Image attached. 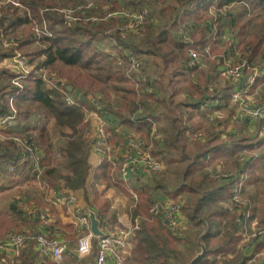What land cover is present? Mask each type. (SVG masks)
Instances as JSON below:
<instances>
[{"label": "trees", "instance_id": "16d2710c", "mask_svg": "<svg viewBox=\"0 0 264 264\" xmlns=\"http://www.w3.org/2000/svg\"><path fill=\"white\" fill-rule=\"evenodd\" d=\"M18 1L30 10L31 17L39 23L40 27L44 26L49 32V35L42 34L40 37L36 38L32 34L31 22L27 17L24 8L12 3L0 6V33L10 35L9 39L14 42L13 45H2L0 42V61L10 57L13 54V50L17 49L34 65L27 74L17 72L14 69L9 68L7 65H0V116L10 114L12 113V109H15L14 124L10 128L3 129V131L9 133L14 132L27 137L29 142L38 147L42 152L45 143L50 146V143L47 142L50 135L46 125H41V131H39V128L36 126L38 125L39 115L41 113L48 119H52L54 124L60 127V129L64 127L68 128L69 131L60 134L59 148L62 159L60 165L61 167L64 165L65 172L59 167L51 164V155L50 157L46 156L44 152V154L42 153L39 162L43 168L42 178H45L50 186H57L59 180H62L63 186L70 190L82 188L81 193L83 194L84 192L86 198L88 195L86 184L91 167L89 162L90 138L87 134L89 128H86L91 125L90 122L83 121V117L84 108H90L91 104L85 100V95H89L90 93H86L77 88L83 86L85 82L91 83V86H97L99 85V82H104V78L98 77L97 79L92 80L87 77L83 82L82 80L77 79L80 72H77L76 69L71 68L69 71L57 69V61L69 67L77 66L80 68L92 66L93 63L97 65L101 60L112 61L116 64L114 67V73L117 74V80L125 81L127 80L124 75L126 65L123 64L124 62L117 63L111 53L118 52V54L122 55L123 51H126V49L129 50L136 59L139 60L144 71L148 73V86L150 90L147 91L144 89L143 95L135 94L136 90H134V87L132 86V88L128 90L131 94V101L129 103L131 108H129V110H125L124 107L118 109L110 108L107 102H105L104 108H106L110 114H114L115 120H110L114 126L121 124L122 126L133 128L138 119L153 117L152 119L156 120V116L153 115V112L149 111L151 104H154L152 102L149 103V99L159 101V98H161L160 94L162 96V90L158 84L160 83L158 79L161 75L154 73L152 69L154 64L151 65L147 63L146 57L155 54L152 50L153 44L148 43L146 44V47H144L145 45L141 46L134 39H131L133 35L125 37L123 36L124 34L140 33L144 30V36L142 38L139 37L143 42H154L155 44L163 43L164 48H166L168 52L167 57H171V59L180 57V67L187 73H191L198 66L190 64L191 59L193 58L188 54L189 48L198 50L201 56L202 54L204 55L205 52H201L200 50L209 47L210 51L205 55V60L208 59L209 55L212 58L214 54L219 55L222 59L224 44L233 41L234 37H241L243 31L242 28L238 32L231 29L232 35L230 34L228 38H226V40L224 39L225 41L222 42V33L225 24H233L234 27L239 23V16L237 11L234 12L228 9L222 11L221 9L224 6L233 4L239 0H176L177 5L171 6V8L169 7L172 11L169 20L170 27L163 28L159 32H157V30L160 17L158 16V21L154 22V13H152L148 7L147 8L151 13V19L141 31L123 32L119 29L120 19L117 16H111L107 19L102 18L105 11L115 10L122 7L119 5L120 2H122L123 5L130 4V6L138 8L139 6L146 7V0H96L97 5L92 9L87 10V13L97 14L99 17L97 22H68L60 13L54 10L55 7L60 8L64 6L54 4L43 6L42 3H45V0ZM68 1L72 4L66 5L65 2L62 4L72 6L84 3L87 0ZM249 1L252 5L258 3L259 7H264V0ZM101 4H109V8L105 10V8L101 7ZM111 6L114 7L111 8ZM46 7H50V10H45ZM211 7L218 11L217 16L215 17L217 20L216 30L210 28V25L208 24V26L205 23V18L207 17L206 14ZM221 19L224 20L223 24L221 23ZM116 24L117 28L115 27ZM108 25L110 27H107ZM106 28L111 29L109 34H105L104 30ZM157 34H159V39L152 40ZM20 35L21 37H19ZM110 37L113 39L112 46L103 49L104 40ZM1 39L2 37H0V41ZM164 41H166V43H164ZM252 41L253 38L250 37L247 40V44H250ZM260 41L261 39H259V42ZM30 43H32L33 47L29 46ZM219 44L220 46H218ZM168 45L171 46V49L167 48ZM26 48H29L30 50ZM248 50L251 52L249 47L244 46L243 51L238 55L237 59L242 60L243 58H246L247 64H249V60L253 61L252 57L256 52V47L253 48L251 54ZM144 54H147V56H144ZM84 59H86L85 63L83 62ZM95 59L97 61H94ZM193 61L195 62V60ZM52 65L53 68L51 67ZM50 67L52 69H50ZM98 68H102V66H98ZM41 69L46 70L48 78L36 74ZM56 70L58 73H56ZM248 70L249 69L245 72L246 76L254 72V70H252L248 73ZM259 71L261 72L253 84H247L245 81H242L241 86H249L250 89H253L258 83H260V80L263 82L264 69L262 68ZM114 73L109 72L108 77L112 78ZM21 75H23L20 77L21 86L13 85L10 79L12 80L13 77H19ZM63 76H65L67 81H63ZM207 79V75L203 74L201 82L199 77L196 81L191 80L194 82L195 89L193 92H190V94L198 96L195 100L192 99L191 104L193 107H196L202 102L203 98V103L207 100L209 110H207L206 113H210V115L217 119V121L212 120L213 122L222 126L223 121L226 122V118L222 116V118L218 119L214 116V112L216 110L222 111V109L224 110L225 107L229 106L231 83L227 78V80L225 79L226 83L223 87L218 86L215 88H209ZM57 81H61V84L57 85ZM68 86L71 87V90L67 89ZM198 86H200L202 90H199ZM61 89L65 92H69L73 96L82 91L83 99L81 105L75 106L67 104L64 100V94ZM9 98L11 99L9 100ZM232 109V107H229L227 113H231ZM192 113L193 112H190V114ZM260 122L262 124L263 121ZM137 123L139 126L142 125L140 122ZM151 123L152 122L149 121L146 125L147 132L152 130ZM157 125L153 128V131L157 130ZM172 129L170 137H167L168 135L163 137L165 146L162 148L156 147L153 150V153L161 161L165 160L166 162H170L176 158L174 152H170L169 149H175L178 151L179 147L175 144V136L177 133H180L179 136L182 135V130L187 133V128L182 126L180 120H178L176 125L172 126ZM192 131H194V129H192ZM192 131L190 133L194 134L197 131H201V129L194 132ZM37 132L38 134H36ZM219 132L220 131L216 132L218 136L215 133L207 132L205 140L196 144L195 153L192 158L193 160L192 162H188V167L185 170V176H183V179L180 182L182 184H180L179 190L168 192L167 186L160 185L157 181L153 184L144 182L141 184L139 191H137L136 187V191L138 193L141 192V195L139 196L137 207L133 209V213H137L138 211L145 212L147 210V199H149L151 195L152 198L155 197L157 194L156 189H158V187H161L163 191H166L169 197H173L181 202V208L184 211L186 208H191L193 214L192 216L191 214H188L190 218H194V213L204 204V201H212L217 205L216 210L209 211L206 218H203L204 227L202 230H205V233L202 235L201 241L206 247V255L201 264H219L217 263V258L219 256L230 254L231 255L227 258H222V264H242L255 253L248 254L236 248L239 239H241L239 218L243 219V214L247 206H236V211H234V214L229 217L230 220H223V217L227 218V211L219 207L218 204H225L226 202L230 203V197L233 193L234 186L240 180L239 175L241 172L246 174L244 181L246 180V182L252 183L255 180L253 166L256 161L262 160L263 156L262 153L253 156L252 153H248V150L250 148H256L261 144L264 145V135L258 133V137L261 136L260 138H256V141H248L249 137L242 134L236 138H232L228 144L226 143V140L220 139ZM243 151L247 153L245 157H242ZM225 156H227L232 163L237 164L238 166L242 165L241 168L244 169L243 171L241 169L238 172L235 179L228 180L224 177L215 176L214 173L217 170L208 171L207 169L210 165H216L215 161H219L220 157ZM26 163L27 160H22L21 149L17 144L7 138L0 140V175L3 174L1 177L2 185L0 186V190L4 189L5 186V181L3 179H7L10 175L13 176L20 174L23 165H26ZM10 165L14 166L15 172H9ZM108 170V165L103 163L97 168L88 182H91L92 184L98 183L104 175L109 174ZM27 171L29 172V170ZM248 173L249 177L247 178ZM184 181L188 182L184 184ZM117 183L119 184L120 182L118 181ZM194 183H196L195 186ZM201 187L203 189H201ZM181 190L188 191L184 193L183 197L178 198L179 193L182 192ZM190 192L192 193L191 200L188 196ZM151 200L152 199H150V201ZM30 201L28 196L25 198V203L27 204L25 206H19L20 204L14 201L11 203L12 209L10 208L8 213L0 214V234L5 232L8 234L12 231H24L31 237L24 244V247L26 244L28 245L26 247L27 250L21 251L24 248L23 246V248L20 249L17 264H36L39 261L40 256L37 260L38 253L33 250L35 240L32 238L37 231L41 229H50L52 233L56 235V232H58L57 230L60 228H65L67 230L70 228V230L75 233L76 229H78L75 224L62 223L59 220L54 223L48 222L47 226L43 227L39 218V207L43 208V203L33 202L37 204V206L29 207V205H31ZM185 201H187V204H192L186 206ZM90 209L95 211L94 214L97 220H108L106 219V217H108L106 215V206L98 205L97 210L93 207H90ZM32 210L39 212L32 214ZM258 210L260 212V222L264 226V202H260ZM11 211L12 216L9 215ZM218 216L221 221L215 220ZM109 218V220L114 221L116 216L112 214ZM156 218V221L158 222L156 224H150L149 222L143 221L141 227H139L132 236L134 238H139L141 243H143L142 249L143 253H145L144 255L146 256L145 259L147 264H174V261H180V253L174 245V241L179 242L184 239L183 236H179L182 228L171 231L161 223V220L158 217ZM55 224H57L56 227L54 226ZM22 225H26L27 228H21ZM220 225L223 228L221 230L222 233L219 236H215L216 233L214 230ZM202 230L198 232V235ZM69 238L71 239L68 243L70 248L68 247V253L63 258L64 264H83V261L76 257L73 248L75 237L72 238V236L69 235ZM258 245H261V242L256 244V246ZM256 246L254 248H256ZM194 249L195 251L193 254L199 250L197 244H195ZM71 252H73L72 256ZM258 260L254 264H256ZM48 263L56 264L51 261H48ZM0 264L3 263L0 262ZM84 264H93V258ZM182 264H184V262H182ZM260 264H264V261Z\"/></svg>", "mask_w": 264, "mask_h": 264}, {"label": "built area", "instance_id": "2783aa9c", "mask_svg": "<svg viewBox=\"0 0 264 264\" xmlns=\"http://www.w3.org/2000/svg\"><path fill=\"white\" fill-rule=\"evenodd\" d=\"M7 3H12L26 10L27 17L31 22L32 34L36 38L40 37L42 34L49 35V32L45 27H40L39 23L31 17L30 10L26 6L18 0H0V6ZM96 5L97 4L94 0H87L84 3L77 5L60 8L55 7L54 10L60 13L68 22H97L99 20L97 14L87 13V10L92 9ZM45 10H50V7H46ZM111 16H117L120 19L119 29L123 32L141 31L151 19V13L145 6L136 9L126 7L107 10L102 18L107 19ZM7 44L9 45V43H5V45ZM200 51L207 54L210 51V48L206 47ZM188 52L193 58L190 62L191 65H204L202 59L203 54L200 56L199 51L192 48H189ZM111 55L117 63L124 62L126 64L125 75L128 80L134 83L136 94L143 95L144 89L147 91L150 90L148 86V73L144 71L139 60H137L129 50L126 49V51H123L122 55L117 52H113ZM237 57L238 54H234L235 60L233 62L227 61L223 69V73L231 83L230 100L236 103L237 108L243 110V112H240L246 115L250 120L254 122L258 120L259 122L263 121V126L259 129V133L264 135V100L249 103L243 97L250 92V87L241 86L242 81H245L247 84H253L259 74L257 70H254L252 74L246 76L245 72L250 66L245 60H238ZM6 59V65L17 72L27 74L30 72L29 70L34 67V65L23 56L22 52L17 49H14L13 54ZM193 60H195V62ZM36 74L45 78L47 77L45 69H41ZM23 75L13 77L11 83L16 86H21L20 77ZM61 91L64 94V100L67 104L75 106L81 105L83 99L82 92H78L73 96L62 89ZM10 99L11 98H9V100ZM85 100L91 104V107L84 108L83 121L90 122L91 129L87 133L90 138V149H92L98 157V163L100 165L106 163L108 165L109 173L115 172L122 180H129L128 178L136 172H141L146 175L147 173L155 174L162 170L163 163L155 154H153L151 150V142L148 143L145 136L127 134L123 137V139L126 140L125 143L119 141L113 143L111 138H109L111 133H109L107 128L109 120L106 117L107 110L104 108V99L99 95H85ZM206 103L207 100L205 101V105ZM207 105L209 104L207 103ZM14 112L15 109L13 108L12 113L0 116V129L10 128L14 124ZM214 116L218 119L222 118L221 110H216ZM149 121L152 122L151 134L154 135L155 131H153V128L155 127V121L152 118L145 117L137 120V122H140L141 124ZM192 135L199 137L202 133L201 131H197ZM1 138L3 139L5 137L1 136ZM6 138L20 147L22 160H27V163H30L34 175L38 177L43 171L42 166L39 164L42 152L38 147L30 143L27 137L14 132H10ZM244 154L246 155L245 151H243L242 157ZM9 172H15L13 165L9 166ZM2 175H0V186L2 185ZM214 175L235 179L237 172L218 170L215 171ZM239 176L240 180L234 186L233 193L230 197V201H235L238 206H240L243 201L245 202L242 197V184L246 174L241 172ZM51 198H53L52 201L56 205L70 204L77 200V196L73 192H58ZM181 205V202L171 197H167L166 199L156 198L149 207V214L158 217L167 229L175 231L181 228V225L177 220V216L181 214L182 211ZM76 210L78 212L76 215V224L82 232L76 240V254L78 256L88 254L92 248V238L95 237L96 244L93 264H126L125 256L123 254L124 247L134 231L139 228V215H134L128 220L118 218V224L116 225H113L107 220H97V228L99 229L100 234H95L91 230L90 220V215L93 213H90V211L85 212L79 207H77ZM243 215V219L239 218L241 226L240 234L243 245L247 246V244L254 240H258L262 244V252H255L251 258L242 263L254 264L257 261V258L264 254V226L258 225L256 218L252 216L249 211H245ZM46 217L47 215L44 212H39V218L43 227H46L48 223ZM30 238L29 234L24 231L9 232L6 234L5 238H0V254L4 250L10 248L12 255L17 257L22 246H24ZM32 238H34L36 248L40 254L37 264H49L48 261L54 263L58 262L66 252L65 241L59 236L53 234L49 229H41L37 231Z\"/></svg>", "mask_w": 264, "mask_h": 264}, {"label": "rangeland", "instance_id": "374dc122", "mask_svg": "<svg viewBox=\"0 0 264 264\" xmlns=\"http://www.w3.org/2000/svg\"><path fill=\"white\" fill-rule=\"evenodd\" d=\"M64 2L66 3V5L72 4L68 0H45V3H42V5L44 6L47 4H54V5L66 6L62 4ZM119 5L122 6L120 8H126V7L134 8L133 6H130V4L123 5L122 2H120ZM176 5H177L176 0H146V8L148 7L152 11V13H154V22H157L158 18L160 17L159 22H158L157 32H159L163 28L170 27L169 20L172 14V11L170 8L171 6H176ZM108 6L109 4H103V5L101 4V7H104V8H109ZM113 7L111 6V8ZM227 9L234 11V12L237 11V14L239 16V23L235 25L234 27H233V24H225V27H224L225 31L223 30L222 39L224 40L228 38L230 34L232 35L231 29L236 30L238 32L242 28L243 31H242L241 37H238V36L234 37L233 41L227 44H224L225 46L223 48H226V51H227V55L225 56L226 57L225 61L230 60L231 62H233L235 60L233 54L240 55L241 52L243 51L244 46L249 47L251 49V52L250 50H248L250 54L252 53L253 48L256 47V52L254 56L252 57L253 61L251 60L248 61L250 64L248 73H250L252 70H257L259 72V70H261L262 68L264 69V7H261V6L259 7L258 3H256V5H252L249 0H239L233 4H229V5L222 7L221 10L224 11ZM217 14H218V11H216L213 7H211L206 14L207 17L205 18V23L207 25L209 24L210 26L209 25L208 26L215 30L217 27V20L215 18ZM221 23L222 24L224 23L223 19H221ZM107 27H110V26L108 25ZM115 27L117 28V24L115 25ZM104 31H105V34H109L111 29L106 28ZM143 33H144V30L140 33H132V34L127 33V34H124L123 36L127 37L130 35L131 36L133 35L131 39H134L141 46L145 45L144 47H146L147 46L146 44L148 43L153 44L152 50L155 52V54H151L150 57H146V58H147L148 64H151V65L154 64V66L152 67L154 73L157 75H161L159 76V79H158L160 81V83H158L160 86L166 87V85L175 84L176 88H182L183 92H187L188 90L194 91L195 85H194V82L191 80L196 81L198 80V77H199L200 82H201V78L203 77V74L207 75L208 77L207 80H208L209 88L221 86V84L226 83L225 82L226 78L224 77L225 74L224 76L221 74L222 68L224 69V65H225V61L222 62V59L224 57L223 55H222V59L217 54H214L212 58L209 55L208 59L209 58L211 59L205 60L204 57L207 54H204L202 56V59L204 61L203 62L204 67L202 68V65H200L197 68H195V70H193L191 73H187L180 67V64H179L180 57H175L173 59H171V57L168 58L167 57L168 52L166 48H164L163 43L155 44L154 42H143V40L140 39L144 36ZM9 36L10 35L8 34L5 35L3 33H0V37H2L0 42L2 45H5V43H9V45L13 44V42L9 39ZM250 37L253 38V41L250 44H247V40ZM158 39H159V34L155 35V37H153L152 40H158ZM259 39H261L260 42H259ZM112 40L113 39L111 37L108 39H105L104 44H103V49L111 47ZM164 43H166V41H164ZM29 46L33 47L32 43H30ZM167 48L171 49V46L168 45ZM26 49L30 50L29 48H26ZM144 56H147V54H144ZM242 60L246 61L247 59L243 58ZM6 61H7L6 58L1 60L0 65L6 66V63H5ZM94 61H97V60L95 59ZM83 62L85 63L86 59H84ZM57 63H58L57 69H63V71H69L71 68L76 69L77 72H80L77 79H80L83 82L87 79V77L91 78L92 80L97 79L98 77L104 78V82L103 83L99 82V85L97 86H91V83L85 82L83 86L77 89L82 90L86 93H90L89 95L101 96L104 99V101L109 104L110 108L112 107L114 109H118V108L124 107L125 110L127 109L129 110V108H131V105H129L131 101L130 100L131 94L128 92V90L132 88V86L134 87V83L128 79L125 81L117 80L118 79L116 78L117 74L114 73V69H115L114 67L116 66V64L113 63L112 61L101 60L97 63V65L93 63L92 66L81 67V68L77 66L69 67V66H66L60 63L59 61H57ZM123 64L126 65L125 63ZM98 66H102V68H98ZM51 67L53 68V65ZM51 67L50 69H52ZM109 72L114 73V76L112 78L108 77ZM56 73H58L57 70H56ZM63 77H64L63 81H67L65 76ZM10 81L12 80L10 79ZM198 87H199V90H202L200 86ZM134 90H135V87H134ZM189 95H192V94H189ZM168 97H169V94L165 91L163 93L162 99L164 100V98H168ZM186 97H184L183 95L176 94L175 98L176 100L178 99L181 102L183 101V99L187 100ZM196 97L198 96L193 94V96H189V99L195 100ZM243 98L246 99L249 103L264 100V81L262 82V80H260V83H258L255 86V88L250 89V92H248ZM180 102H178L177 104L179 105ZM182 105L183 107H181V111H184L186 106H184V103H182ZM191 109L193 111H198V112H201V111L206 112L207 110H209L207 103L205 106L191 107ZM227 109L228 108H226L225 111ZM236 110H238L239 114H241L242 116H246L242 113L243 110H239L237 106H236ZM181 111L176 107L174 109V112H178L179 114L181 113ZM165 113L170 114L171 112L169 113V111H166ZM221 115L222 116L224 115V110L221 111ZM207 116L209 118H213V116L210 115V113H208ZM106 117L109 119V121L115 120L114 114L113 113L110 114L109 111L106 112ZM41 125L43 126L46 125L47 130H49V135H50L49 140H47V142L50 143V146H48V144L45 143L44 150L42 148V153L44 154L45 152V155L49 157L51 155L50 163L53 165H55L56 163L57 167L62 168V170H64V165L62 167L60 165L62 163L61 154L59 152L60 134L63 132L69 131V129L66 127L60 129V127L54 124L52 119H48L47 117H45V115L43 116L42 113L39 115L38 125H36L39 128V131H41ZM86 129L90 130L91 127L87 126ZM126 130L127 129H125L123 132L115 131V133L110 134V138L113 140V143H116L118 141L121 142L122 141L121 137L128 134ZM38 132L36 134H38ZM9 134H10L9 132H3L1 136L6 138ZM254 140L256 141V138ZM261 151H264V145L261 147ZM260 153H261L260 150L259 151L257 150V152L255 150V152L252 154L253 156H257V154H260ZM174 156L176 157V155ZM215 162L218 163L220 161H215ZM260 162L262 164H258V166L260 167H257L255 169V173H257L258 176H263L264 167H261V165L262 166L264 165V161L263 162L260 161ZM255 164H257V161L255 162ZM169 165L170 164L164 166L163 164L164 167L162 168V170L155 174L147 173L146 175H144L147 178V180L144 179V181H139V182H143V183L146 182V183L153 184L154 181L151 180L152 178H157V179L161 178V180L166 179V182L168 181V179H171L173 184H177L178 180L181 179L182 170H179L177 172V176L172 178L171 173L175 171V167L174 166L170 167ZM26 179L28 180V182L31 183V186L20 185L17 187L16 185H14L9 190H6V189L0 190V211L1 212H4L7 206L11 208V203L14 200L20 201L19 203L21 204L19 206L27 205L25 203V198H26L25 195L28 196L29 201L31 200L30 202L32 203L42 202L43 194H42L41 188L35 182H33L29 176H27ZM118 181L120 182L119 184L117 183ZM254 183L255 181L252 182V184ZM258 183L255 186H252L250 190H248L251 195L250 196L246 195L247 197H254L255 203H250L245 200V202L243 201V203H241L240 206H238L235 201H232L231 203L226 202L225 204H218L219 207L227 211V218L223 217V220H230L229 217L234 214V211H236V206L241 207L242 205H245L247 206L245 211H249L250 214L256 218L258 225L260 226L263 225L260 222V215H259L260 212L258 210V206L260 202H264V176L262 177V179L258 180ZM32 184H35V185H32ZM195 185L196 183H194V186ZM136 187H137V191H139V188H141L140 183L136 184L134 183V181L132 182V180H122L120 177H118V175L115 172H112V173L104 175L98 183L92 184L91 182H88L86 184L87 193H88L87 198L85 197L84 192H83V198H82V193H81V198L85 202L82 200L80 202L85 203L82 205L86 208L85 209L86 212L88 209H90V207H93L95 210H97L98 205L106 206L107 207L106 215L108 216L106 217V219H108L107 221L111 222L113 225L118 224L117 217L115 218L114 221L109 220L110 219L109 217H111L112 214L116 216L119 213L121 216H128V218H125L124 220H128L130 217L134 215H139V220H140L139 227H141V223L143 221L149 222L150 224L158 223L156 221L157 218L149 214V207L151 203L156 200L155 197L152 198V195L149 199H147L148 207L145 212L138 211L137 213H133V209L137 207L138 199H139V196L141 195L140 194L141 192L138 193L136 191ZM201 189L203 188L201 187ZM162 192L163 190L161 189V187H158V189H156L157 195L160 196ZM188 196L190 199L191 192L189 193ZM246 196L244 193H242L243 199H246L247 198ZM181 197L182 196H179L178 198H181ZM259 197L260 199H257ZM21 199H24V201H21ZM150 199L152 200L150 201ZM189 204L191 205L192 203H189ZM189 204H187V201H185L186 206H190ZM35 205L37 206V204ZM216 206L217 205H215L212 201H208V202L204 201V204L201 205L200 208H198L197 211L194 213V218L191 217V219L188 214H191L192 216L193 211L191 208H186L184 213L189 217L191 223L188 224V227L189 226L190 227L187 232L183 231V229L180 230L179 236L183 234L184 239L179 242L174 241V245L176 246L177 250H179V253H180V261H174V264H182V262L186 264L189 261V259L192 257L195 251L194 249L195 244H197L199 248V244L197 241L198 240L197 235H198V232L202 230L204 227L203 218L204 219L206 218V215L209 211L216 210ZM92 211L93 213H95L93 209ZM11 214H12V211H11ZM215 220L221 221L219 216ZM218 229H223V228L219 227L215 229L216 231L214 232L216 233ZM136 230L134 232H136ZM81 233H82L81 230L79 231L78 229H76V233H75V232H72L69 228V232L66 234L65 237L67 240H71L69 238V235L72 236V238L75 237L73 248L75 247L76 240L81 235ZM131 238L132 236L130 237V240L126 243V246L128 249H124V252H123L124 256L126 257L127 264H147L146 259H145L146 256L144 255L145 253H143V249H142L143 243H141V241L137 237L133 239ZM65 243H66V246L70 248L66 240H65ZM95 244H96L95 237H93L91 251L84 256L76 255L77 258L83 261V264L85 262H88L89 260H92L94 251H95ZM240 247L243 250L246 247L245 245H243L242 240L238 248ZM72 255H73V252H71V256Z\"/></svg>", "mask_w": 264, "mask_h": 264}, {"label": "crops", "instance_id": "0c3cea01", "mask_svg": "<svg viewBox=\"0 0 264 264\" xmlns=\"http://www.w3.org/2000/svg\"><path fill=\"white\" fill-rule=\"evenodd\" d=\"M94 1L96 2V0H94ZM105 9H108V8H105ZM19 37H21V35ZM225 40H222V42H224ZM218 46H220V44ZM223 50H224V53L222 55L224 57L222 59V62L225 61V59H226L225 56L227 55L226 48H223ZM233 56H234V54H233ZM227 61H230V60H226L225 64H226ZM203 67H204V65H203ZM222 70H223V68H222ZM260 72L261 71H259L258 74H260ZM221 74L224 76L223 71L221 72ZM226 80H227V77H226ZM223 85L224 84H221V86H219V87H223ZM160 87H161V90H162L161 91L162 92V96L160 94L161 98H159V101H155L153 99H149V103H151V102L154 103V104H151V108H150L149 111L153 112V115L156 116V118L154 117L156 119V120H154L155 121V126L158 123L157 130L154 133L155 136L151 134V131L147 132V126L146 125H147L148 122L143 123L141 126L137 125L138 123L135 122L136 123L135 127L129 128L127 126H122L121 124L118 125V126H114L110 121H108L109 124H108L107 128H108L109 133H111V134L115 133V131L123 132L125 129H127L126 131L128 132V134H135V135L145 136L147 138L146 141L148 143L151 142V150L153 152V150L156 147L157 148L158 147L162 148V147L165 146L163 137L166 136V135H168L167 137H170V135L172 133V130H173L172 126L176 125L178 120L181 121L182 126H185L187 128V133H185V131L182 130V135L179 136L180 133H177V135L175 136V138H176L175 144H177L176 146L179 147L178 151H176L175 149H169L170 152H174V155H176V158L173 161H170V162H166L165 160L164 161L162 160V163L164 164V166L170 164L169 165L170 167L171 166L175 167V171H173L171 173V177L172 178L177 176V172L179 170H182L181 179L178 180L177 184H173L171 179H168L167 182H166V179L165 180H161V178L160 179H157V178H152L151 179L154 182L155 181L159 182L160 185L167 186V191L168 192H171V191H174V190H179V186H180V184H182L180 182L182 181L183 176H185V170L188 167V162H190V161L192 162V160H193L192 158H193L194 153H195V146H196L197 143H201L200 141H204L205 140L207 132L216 134L217 131H220L219 132V135L221 137L220 139L226 140V143H228V144H229V142H230V140L232 138H236L237 136L242 135V134L247 135L249 137L248 141H254L255 138L258 139V138L261 137V136L258 137V133H259V128H261L263 126V122H262V124H261V122H259V120L254 122V121L250 120L249 118H247L246 116H242L241 114H239L238 110H236V103H234L231 100H230L229 106L224 108L223 117L226 118V122L223 121V125L219 126L215 122L212 121V120L217 121V119L209 118L207 116L208 115V113H206L207 111L206 112L205 111L198 112V111H193L191 109V107H193V105L191 104L192 99H189V96H193V95H189V94H190L191 91L193 92V90H188L187 92H183L182 91L183 89L182 88H176L175 84H169V85H166V87H162V86H160ZM165 91L169 94V97L168 98H164V100H163L162 97H163V93ZM176 94L183 95L184 97H186V95H187V97H186L187 100L183 99V101H181V102L178 99L176 100V98H175ZM203 100H204V98H203ZM203 100L196 107H200V106L202 107L203 105H205V103H203L204 102ZM178 102H180L179 105L177 104ZM167 103L170 104V105H168ZM182 103H184V106H186L184 111H181V107H183ZM175 107L178 108L181 111L180 114L178 112H174ZM229 107L233 108L231 113H227L228 109L225 111V109L229 108ZM189 108H190V110H189ZM166 111H169V113L170 112L171 113L167 114V113H165ZM190 111H192L193 113L190 114ZM222 111H223V109H222ZM188 115H189V117H188ZM192 129H194V131H196L198 129H201L202 135L199 136V137H196V136L192 135L190 133L192 131ZM194 131H192V132H194ZM3 132H4L3 129H0V140H2L1 135H2ZM123 137L124 136H122L121 138L123 139ZM125 142H126V140H124V139L121 141V143H125ZM188 142H190V143H188ZM262 146L263 145L261 144V145H259L256 148H250L248 150L249 152L247 151L248 153H254L255 150H256V152H257V150L258 151L260 150V152L262 153L263 158H262V160H258L257 164H255L253 166V171H254V175H255V180H254L255 183L252 184V183L246 182V180L243 181L242 193H244L245 196L246 195H249V196L251 195L248 190H250L252 186H255L258 183V180L262 179V177L264 176V175L263 176H258V174L255 173V169L257 167H260V166H258V164H262L260 161H262V162L264 161V151H261V147ZM171 150H174V151H171ZM244 157H245V154H244ZM184 161H186V162H184ZM219 161L220 162L216 163V165H213V166L210 165L207 168L208 171H210V170L211 171L212 170H217V171L221 170V171L237 172V174H238V172L242 169L241 168L242 165L238 166L237 164L232 163L227 156L220 157ZM89 162H90L91 167H90V172H89V175H88V178H87L88 181L91 179V177L94 174V172L100 166V164L98 163V157L95 155V153L93 152L92 149H90V153H89ZM55 165H56V163H55ZM261 167H264V165L263 166L261 165ZM60 169L62 170V168H60ZM27 170H29V172ZM243 170L244 169H242V171ZM62 171L65 172L64 170H62ZM108 172H109V170H108ZM27 176H29L31 178V180L33 182H35L42 190V194H43V199H42L43 208L41 207L40 211L44 212L47 215L46 218H47L48 222L54 223L55 221L59 220V221H61L63 223H72V224H75L76 227L78 228V230L80 231V228L76 224V215L78 214L76 208L79 207L83 211H85V209H86L82 205V204H85V203H81L80 202L81 200L84 201L82 199L83 198V194H82V198H81V189L82 188L81 189H77V190H75V189L74 190H70V189H68V188L63 186L62 180H59L57 186H50V184L47 182V180L45 178H42V173L38 177H36L34 175L33 170H32V166L29 163H26V165H23L22 172L20 174H16V175H13V176L10 175L7 179H3L5 181V186H4V189H2V190H5V189L9 190L14 185H16L17 187L20 186V185L31 186V183L28 182V180L26 179ZM248 177H249V173L247 174V178ZM128 179L132 180V182L134 181V183H136V184L140 183V185L143 184V182H139V181H144V179L147 180V178L141 172L134 173ZM225 179L229 180L230 178H225ZM88 181H87V183H88ZM187 182L184 181V184L187 183ZM32 185H35V184H32ZM26 191H28V190H26ZM181 191L182 192L179 193V196L183 197L184 193L187 192L188 190H181ZM58 192H62V193L63 192L64 193L73 192L77 196V200H76V202L70 203V204L56 205L52 201V199L54 197L53 198H51V197L54 194L56 195V193H58ZM25 197H26V195H25ZM167 197H169V195L166 193V191H163L160 196L157 195V194L155 195V198L166 199ZM171 198H173V197H171ZM191 198H192V193H191L190 200H191ZM173 199H175V198H173ZM257 199H260V197L257 198ZM244 200H246L247 202H250V203H255L254 197H247ZM21 201H24V199H21ZM16 202H18V204H21V203H19L20 201H18V200ZM230 203H231V201H230ZM33 206H36V205L33 204V203L31 205H29V207H33ZM9 210H10V207L7 206V208L5 209L4 212L0 211V214H3L5 212L8 213ZM87 211L88 212L90 211V213H93V211L91 209H88ZM36 212H39V211H34V210L31 211L32 214H36ZM9 215H12L11 212L9 213ZM116 217H117V219L118 218H122V219L128 218V216H121L120 213L117 214ZM189 217L184 213L183 209L181 211V214H179L177 216V220H178L179 224L181 225V228L183 229V231H186V232L189 230V227H190V226L188 227V224L191 223V221H190L191 218L189 219ZM54 226L56 227L57 224H55ZM219 227H222V226L220 225L217 228H219ZM21 228L25 229V228H27V226L26 225H22ZM221 230L222 229H218L215 236L221 235V233H222ZM57 231L58 232H56V235H58L64 241L66 240L69 243V240H67L66 237H65L66 234L69 232V230H67L65 228H60ZM203 231L204 230H202L201 232H203ZM200 233H199V235H200ZM6 234H7V232L1 233L0 234V238H5ZM181 236H183V234ZM133 238L134 237L132 236L131 239H133ZM129 240H130V238H129ZM241 240H242V238L239 239V241H238V243L236 245V248L239 249L240 251H243V252L248 253V254H251V253H254V252H256V253L257 252L258 253L262 252V244L256 246V244L259 242L258 240H254L253 242L247 244V246L244 248V250L241 247L238 248L239 244H241ZM27 246H28L27 244H26L25 247L23 246L24 248L23 247L22 248L24 250L22 249L21 251L27 250V248H26ZM73 246H74V244H73ZM255 246H256V248H254ZM68 249L69 248L66 246V252H65L64 256L68 253ZM124 249H128L127 246H125ZM33 250H34V252L37 251L38 255H37L36 259L38 260V257L40 256V254H39V252H38V250L36 248L35 242L33 244ZM74 251H75V247H74ZM230 255L219 256L217 258V263L222 264L221 259L223 257L227 258ZM64 256L58 262H55V263L56 264H64V261H63ZM18 257H19V255L17 257H14L12 255V252H11L10 248H8V249L4 250L0 254V262L3 263V264H17V262L19 260ZM261 258H263V259H261ZM61 260H62V262H61ZM257 260H258V262L256 264H260L262 261H264V254L259 256L257 258Z\"/></svg>", "mask_w": 264, "mask_h": 264}, {"label": "water", "instance_id": "95a60500", "mask_svg": "<svg viewBox=\"0 0 264 264\" xmlns=\"http://www.w3.org/2000/svg\"><path fill=\"white\" fill-rule=\"evenodd\" d=\"M61 82L57 81V85H60ZM71 87L68 86L67 89H70ZM90 220H91V230L93 231V233L95 234H100L99 229L97 228V219L95 218V216L92 214L90 215ZM205 230L203 232L200 233V235L198 236V244H199V250L189 259V261L186 264H201V262L203 261L205 255H206V247L205 245L202 243L201 241V237L202 235H204Z\"/></svg>", "mask_w": 264, "mask_h": 264}, {"label": "bare ground", "instance_id": "6f19581e", "mask_svg": "<svg viewBox=\"0 0 264 264\" xmlns=\"http://www.w3.org/2000/svg\"><path fill=\"white\" fill-rule=\"evenodd\" d=\"M125 190V189H124Z\"/></svg>", "mask_w": 264, "mask_h": 264}]
</instances>
